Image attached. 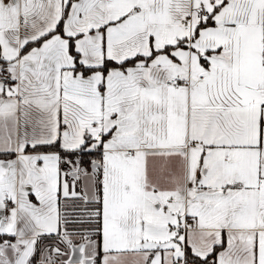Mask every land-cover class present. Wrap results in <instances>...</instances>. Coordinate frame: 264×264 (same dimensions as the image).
Wrapping results in <instances>:
<instances>
[{
    "label": "snow or ice",
    "instance_id": "snow-or-ice-1",
    "mask_svg": "<svg viewBox=\"0 0 264 264\" xmlns=\"http://www.w3.org/2000/svg\"><path fill=\"white\" fill-rule=\"evenodd\" d=\"M0 264H264V0H0Z\"/></svg>",
    "mask_w": 264,
    "mask_h": 264
},
{
    "label": "crops",
    "instance_id": "crops-1",
    "mask_svg": "<svg viewBox=\"0 0 264 264\" xmlns=\"http://www.w3.org/2000/svg\"><path fill=\"white\" fill-rule=\"evenodd\" d=\"M129 259L131 260V257Z\"/></svg>",
    "mask_w": 264,
    "mask_h": 264
}]
</instances>
